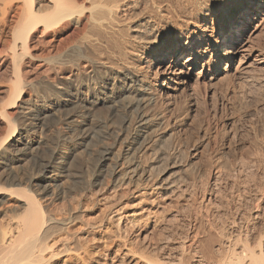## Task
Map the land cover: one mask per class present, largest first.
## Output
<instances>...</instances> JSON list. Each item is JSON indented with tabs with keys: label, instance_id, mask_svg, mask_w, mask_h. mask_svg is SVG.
Listing matches in <instances>:
<instances>
[{
	"label": "bare ground",
	"instance_id": "1",
	"mask_svg": "<svg viewBox=\"0 0 264 264\" xmlns=\"http://www.w3.org/2000/svg\"><path fill=\"white\" fill-rule=\"evenodd\" d=\"M263 26L264 0H0V264H53L60 257L89 264L101 254L99 233L101 251L113 246L118 254L123 248L120 264H125L134 260L135 252L123 244L127 235L122 229L137 227L143 219L127 216L124 206H117L122 198L129 195L149 203L143 215L148 220L158 209L165 211L170 198L190 209L201 191L203 207L212 204L218 189L210 184L216 181L215 168L198 188L197 168H178L177 154L171 159L174 155L159 148L153 155L158 166L143 156L149 155L153 134L165 124L167 111L158 106L160 100L169 102L179 91L200 85L212 89L232 70L246 81L260 79L256 72L264 66V47L252 37ZM42 44L48 50L46 59L38 55ZM142 59L147 66L139 68ZM105 112L110 120L117 119V130L107 129L101 117ZM59 114L73 129H81L69 138L42 141L38 134ZM95 135L111 140H98L102 144L93 151L95 163L87 166L96 172L97 190L78 192V199L66 195L71 209L56 205L65 201L60 189L71 178L88 186L87 177L73 167L79 153L92 148ZM26 165L35 173L25 174L31 167L23 173ZM74 190L71 186L70 192ZM96 195L103 209L90 218L88 208ZM106 224L113 226V233ZM190 225L179 240L164 234L158 256L144 264H202L214 248L216 253L225 251L214 264H264L262 235L253 237L240 225L238 231L228 230L225 240L222 229L212 235V228L211 233L195 232ZM186 254L191 261L185 260Z\"/></svg>",
	"mask_w": 264,
	"mask_h": 264
},
{
	"label": "rangeland",
	"instance_id": "2",
	"mask_svg": "<svg viewBox=\"0 0 264 264\" xmlns=\"http://www.w3.org/2000/svg\"><path fill=\"white\" fill-rule=\"evenodd\" d=\"M262 28L263 29H261L259 34L258 33L255 34V35L258 34L257 36L253 35L255 38L252 37V39L254 42L258 43V45L264 47V26ZM71 31L72 30L68 31V34ZM163 40H166L165 37H163ZM41 46H39L38 55L40 59H46V57L48 56L47 47L46 45L43 46V44ZM59 47L57 49L61 48ZM141 62L142 63L138 62V64H136L138 65L139 68L146 65L145 64L146 59H142ZM263 67L264 66L260 67L259 70H257L256 72V75L257 74L259 75V76L257 75L260 78L258 79L259 81L258 80L246 81V79H244V76L240 75L239 73H235L234 70H232L229 74L224 75L221 79V82L218 83V85L213 87L212 89L207 88V86L200 85L199 87H194V89L190 92L179 91L177 93V96H175L169 102L160 100L159 102L160 105L158 104V106L162 107L163 109L165 108L164 109L165 112L167 111L165 113L166 114L165 124L164 126H162L163 128L161 127V129L156 130L157 132L154 133L155 135L153 134L152 138L154 140L152 139V141L154 142H152V144L154 143L153 144L154 146L153 149L151 150L153 152L148 151L146 154L149 155H144L145 157L143 156V158L147 160L146 162L149 165H151L152 163L153 166V164L156 162L154 161L155 158L153 157V155L158 152H161V150L169 157H171L170 154L172 156L174 155L173 158L171 157V159H174V157L176 158L178 155L177 157L178 161L174 159L176 166H178V168H182V167L185 168L187 166H188L187 168H190V165L191 167L197 168V169L194 168V170L196 169L197 171V172L195 171L194 177L196 175L199 176L198 178L197 177L195 178L197 179L195 181L197 183L198 188L203 186L204 183L206 184V182H208L207 177L209 176V171L215 168L219 172L216 170H214L213 172L214 173L217 172L216 175L217 177L218 176L219 177L218 178L216 177L215 179L217 182L211 181L210 184L212 183L215 184L214 187H216L217 184L216 188L218 189L215 188L217 191L216 192L217 197L215 201H213V203L209 205L212 207L207 206L206 208L205 206L203 207V205L200 202V198L203 192L201 193V191H198V196L196 197L198 199L196 201L199 202L197 203L195 201L196 203L194 202L191 203V205L189 204L190 209L189 207L183 206L186 205V204H181L183 202L178 200L175 202V199L170 198V204H168L169 201H166V204L164 202V205L166 206V207L164 206L166 208L164 209L165 211L162 210L160 211L158 209L157 213H155L156 215L154 216L157 219H155L152 214L153 209L152 211H150V213L153 216L152 218L150 214L149 218H152L149 219L150 221L146 219V215L143 216L144 213H148L146 211L149 208H151L149 203L147 204L146 202L144 203L143 201L142 203L136 200L134 201V199L131 196L129 197V195L128 197L127 196L125 197L126 199L122 198L119 204H117V206H120V204H122V206L120 207L124 206L123 210L127 216L130 217L131 215L134 214L138 219L139 217H142L143 219V221L141 222H140L141 218L139 219L140 225L137 227L133 228L129 226L130 229L127 228L128 230H126V228L125 230L122 229L123 234L126 233L125 236L127 235L126 237H124L123 241L126 242L123 244L125 245L127 244L128 246H131V248L135 252L134 255L135 257L133 256L134 260L131 261V259H128L125 262V264L129 261L130 262L128 264H135V262L137 261L138 264H144L145 261L157 257L159 253L160 245H163V242H165L164 240H166L165 238L166 235L168 236L169 234L170 235L173 234L174 236H172V238L174 237L173 239L179 240L180 233L183 234L185 233V231L187 230L189 231L190 223H191L190 225L191 229L194 226L196 229H198L196 231V229L194 228L193 230L195 232H200L201 229H202L201 231L204 230L210 231L212 228L213 232L211 230L210 233L212 232L211 234L215 235L222 231L223 239L225 236V240L226 238L230 237V235L227 234H231L230 233L231 230L238 231L237 227H239L240 225L242 226L243 231L249 230V232L253 234V237H256L255 235L257 236L262 235L264 237V78H262V76L264 77ZM150 72H155V70H152ZM210 76L211 74H208L206 76V82L208 81ZM155 84L157 85L158 82H156ZM103 114L106 115L103 116ZM103 114L101 117L106 118V119L105 118L102 119L105 120L107 129L111 128L112 130H114V128L115 129L118 128L119 126L117 123L118 121H115L117 119L110 120V118L107 116L108 115L107 112ZM61 115L62 114H59L57 116L58 119L57 118L52 119V121L49 123L48 129L46 128L44 132L42 131L40 132V134H38L39 137L42 136L41 137L42 141L46 140V142L49 141L52 143L54 142V140L57 139L58 136L69 138L70 136L73 135V133L75 134L78 130L81 129V128L73 129L74 127H72V125L69 126V124L66 123V121H64L65 117L63 118V115L62 116ZM59 116H61L63 119ZM164 130L168 131L166 135H163L164 133H162ZM168 133H170V135ZM160 134H162V136H160ZM158 136L161 137L160 138L161 140L157 139L159 138ZM96 138H93V140H91L90 142L91 144L95 141L92 145L89 144L90 146H92V148L89 146L91 149L88 148L87 150H83L85 153L82 152V155L81 153H79L77 160L74 163V165L76 166L73 167V170L76 171L78 170V172H80L81 175L83 174L82 175L83 177L85 178L87 177L88 186L87 184L86 185L83 184L84 186L77 185L78 184L77 180L71 178L67 182L68 184L70 181V183L68 184V186L70 187H68L67 184L64 183L61 186L62 189H60V191L63 192L61 195H63L64 199L66 198L65 201H62L63 199L57 200L55 202L56 205L59 204L58 206L63 205L66 207L68 205V207L70 208L71 207L69 206L71 201L69 200L70 196L73 195L76 196L78 192H85L87 194L88 193L90 194V192L92 193L97 190V188L93 186L94 182L96 181L98 182V178L94 180V173L96 174V172L95 171L93 172L89 168H92L95 163L96 153L94 152L96 151L98 152L97 149H100L101 145L99 144L101 142L105 143L106 141H107L106 143H108L111 140L109 139V137L106 138V141L103 138L102 139L98 138V136ZM99 139L101 140V142L98 141ZM162 145H164V147ZM157 149H159V151ZM81 150L82 149H80V151ZM88 162H90L91 164L90 163L88 164ZM159 164L161 165L160 162H157V164L155 163V166H158ZM88 165H92V166H88ZM26 166L24 168L25 171L23 170L24 171L23 173L27 172V170L29 171L25 173L27 175L35 173V170L34 169L32 170L31 165H26ZM29 167H31V169ZM26 168H29L30 170L29 169L26 170ZM93 170H97V168ZM201 181H203L204 183ZM201 183H203V185H200ZM89 184L93 187H91ZM66 186L68 190H66L65 188ZM71 186L73 189H75L74 190L76 191L75 194H73L74 191L72 193L70 192ZM85 188H87V190ZM199 194H201L200 198H199ZM66 195H70V196H66ZM78 198L79 197L76 196V199ZM95 198H97V195L93 197V199ZM256 198L259 199L261 198L260 202L259 200H256ZM76 199H74L75 201L73 200L72 201L76 202L77 201ZM137 203L139 206L137 205ZM199 203L201 204V206H199L200 205ZM256 204L259 207H257ZM102 206L103 203L98 202L95 199L94 203L88 208L89 211L87 212V214L89 215V217L96 218V216H99L101 214V209H103ZM145 207L147 210L145 209ZM74 208L76 207L74 206ZM138 211L140 212L143 211L142 212L143 214ZM237 212L241 215L243 219L239 216ZM139 213L140 215L141 214L142 215L141 216L137 215ZM257 213L259 216L257 215ZM242 214L244 216H242ZM255 214L257 215V217H255ZM245 215L250 218L246 217ZM158 216L160 217L158 218ZM161 217L164 218V221L162 220L163 223L160 224L161 220L159 221V219H163ZM233 217L234 218L237 217V218L233 219ZM156 220L159 221V223H157ZM233 220H237V222L234 221L235 225ZM145 223L147 226L144 225ZM232 225H234L235 227ZM105 226L107 228L110 227L109 228L110 234L113 233L111 232L114 230L113 226L109 224H106ZM140 226H142V229L140 228ZM106 227L104 228V230H107ZM187 227L188 229L185 230ZM218 229H222V230L219 231ZM223 229H225L224 230L225 232L223 231ZM228 230L230 232L227 233ZM250 230H252L253 232ZM124 231L126 232L124 233ZM214 232L216 233L214 234ZM170 235L168 237H170ZM161 236H163L165 239L162 238ZM98 239H99L97 244L98 250L100 248V252L98 253L101 254H98L99 255L98 258H94L92 262L91 261L89 262V264L90 263L120 264V259L122 256L120 253L122 252L123 248H121L118 254H114L116 248H113L114 249L113 250L112 249L113 246H107L101 251L103 240L101 239L100 233L98 234ZM256 239L250 241L251 243L249 244H251V246H254L255 242H257ZM108 242L112 243V239H110V241L108 240ZM115 242L116 244L118 243L117 241ZM214 243L215 242H213V246L215 247L216 246L215 244L217 243L215 244ZM118 244L121 245L122 243H118ZM218 252L216 253L214 248V252L211 253L212 255L211 254L209 255L211 256L210 258L205 255L206 257L203 256L205 258L204 260V258L201 257L203 258V261L201 259L202 264H210V263L214 264L216 263L217 260H220L225 256V251L221 250ZM189 254L192 255L193 253H189ZM189 254L185 255V260L187 262L191 261V259H189L190 257L191 258L194 257L193 255H192L193 257L190 256ZM64 258L65 257L58 258L53 264H78V261L74 260L75 258L73 259L68 258L69 260Z\"/></svg>",
	"mask_w": 264,
	"mask_h": 264
}]
</instances>
